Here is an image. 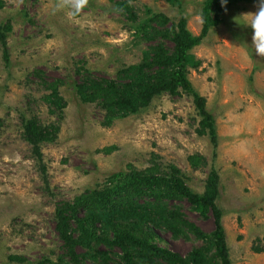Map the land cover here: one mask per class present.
<instances>
[{
  "label": "rangeland",
  "instance_id": "rangeland-1",
  "mask_svg": "<svg viewBox=\"0 0 264 264\" xmlns=\"http://www.w3.org/2000/svg\"><path fill=\"white\" fill-rule=\"evenodd\" d=\"M115 1L89 0L71 16L70 9H57L58 0H0V24L11 26L9 61L0 43V264H22L11 255L26 262L56 260L65 251L55 221L60 203L104 187L115 173L155 165L180 169L198 193L214 165L232 264H264V57L255 53L250 18L244 16L256 13L260 0L225 8L221 23L192 51L201 65L190 68L189 78L215 119V158L210 137L198 133L201 118L187 92L163 94L110 126L96 103L78 95L75 84L86 71L115 78L120 68L140 62L151 44L135 38L133 21ZM119 1L132 5L140 19L148 10L165 13L172 23L186 16L189 30L202 33L205 0ZM52 83L59 84L65 102L60 110L48 98ZM34 116L59 127L53 140L42 142L40 159L24 137L22 118ZM196 154L202 157L193 163ZM170 203L206 234L213 231L211 213L202 217L187 200ZM157 235L160 246L183 256L204 244L165 228ZM87 250L78 246L80 253ZM85 264L105 263L87 258Z\"/></svg>",
  "mask_w": 264,
  "mask_h": 264
},
{
  "label": "trees",
  "instance_id": "trees-1",
  "mask_svg": "<svg viewBox=\"0 0 264 264\" xmlns=\"http://www.w3.org/2000/svg\"><path fill=\"white\" fill-rule=\"evenodd\" d=\"M114 2L115 0H111ZM178 4L179 0H166ZM240 0H205L201 10L202 33L194 35L188 28V19L181 16L177 23L163 12L150 13L140 19L132 5L116 0L115 4L133 21L135 38L150 42L140 62L118 70L115 78L98 77L91 71L81 75L75 84L84 102L96 103L105 112L110 126L116 119L135 114L150 106L163 95H177L181 91L193 97L200 116V135H208L217 156L218 136L214 116L208 109L206 98L193 86L190 68H198L193 49L199 45L210 28L221 23L225 8ZM11 26L0 24V43L9 61L7 31ZM170 43V44H169ZM58 83L50 84L48 96L56 109L65 106L59 95ZM63 101V103H62ZM24 137L33 146L36 158L42 156L41 144L53 140L59 127L45 125L37 117H23ZM202 156L190 157L194 163ZM206 163V159L203 157ZM220 175L212 165L203 193L195 192L185 180L182 171L168 165L165 170L151 166L146 171L132 169L129 173L118 172L108 178V184L99 189L87 190L74 202H62L56 207V229L65 249L56 260L44 257L29 262L18 256L9 259L22 264H85L87 258L99 259L105 264H232L227 234L223 225L224 211L218 206ZM187 200L191 209L202 217L214 218V229L206 234L195 223L185 218L178 205L170 202ZM167 229L173 236L193 234L204 241L187 255L160 246L156 241L157 229ZM102 245L106 250L99 249ZM78 246L86 247L80 253ZM110 249L118 250L111 256ZM26 262V263H25Z\"/></svg>",
  "mask_w": 264,
  "mask_h": 264
},
{
  "label": "clouds",
  "instance_id": "clouds-1",
  "mask_svg": "<svg viewBox=\"0 0 264 264\" xmlns=\"http://www.w3.org/2000/svg\"><path fill=\"white\" fill-rule=\"evenodd\" d=\"M227 0H221L222 6ZM89 4V0H58L57 9L68 8L70 15H79ZM244 16L250 18L248 25L253 30L252 44L255 53L259 57H264V0H260L259 9L256 13H248Z\"/></svg>",
  "mask_w": 264,
  "mask_h": 264
}]
</instances>
